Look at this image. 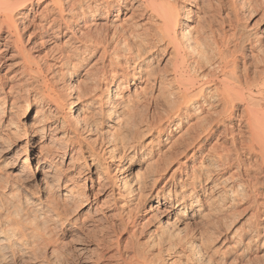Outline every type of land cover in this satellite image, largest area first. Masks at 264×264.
<instances>
[{
    "label": "rangeland",
    "instance_id": "1",
    "mask_svg": "<svg viewBox=\"0 0 264 264\" xmlns=\"http://www.w3.org/2000/svg\"><path fill=\"white\" fill-rule=\"evenodd\" d=\"M46 2L47 0H39L33 1L32 4L25 3L26 6L23 5L19 12L20 14L25 12L26 17L37 22L47 18L51 13L49 6L45 5ZM129 9L132 11L130 7ZM255 12L248 15L249 19L246 15L243 16L242 21L251 25L261 11L258 10L256 14ZM140 20L135 19L136 22H133L137 25L132 23L130 25L132 28L141 27V31L144 32L142 28L147 22L145 19L143 21L145 23ZM258 27L252 30L262 34L264 22ZM27 28L30 32L31 29L33 30V25L29 23ZM140 29L139 32H141ZM50 32L49 30L47 33L49 36L46 34L42 42H37L31 49L32 63L33 65L53 64L56 60H60L61 52L68 55L69 61L63 63L64 66L57 63L51 71L56 72L55 75L59 77L65 72L71 74L67 78L66 92L67 94L71 92L70 95L73 97L67 100L63 112L72 119L70 126H63V129L60 128L57 131L56 139L50 140L49 143H46L48 140L44 142L54 157V162L49 167H43L42 163L38 162V147L34 150V159H29L30 153L27 154L32 149L25 148L28 135L22 133V130L6 129L0 132V215L2 216L0 221L5 219V216L8 218L9 215L12 218L15 217L13 220L17 218L18 228L20 227L17 231L19 234L22 232L23 237L16 233L15 237H19L18 240L14 241L16 243L12 247L5 246L3 253L6 257L3 259L0 257V264H125L129 259L132 264H135L134 252L141 253L147 264H264V181L260 174H258L260 177L256 176L257 173L254 171L256 167H252L256 165L253 156L247 155L249 160H246L244 152L240 150L242 153L238 154L236 151L239 147L237 150L235 148L246 133H243L244 131L236 133L237 144L233 146L229 134L223 132L224 124L219 123L208 137L204 139L201 135L203 145L199 150L197 149L198 144L193 139L194 130L191 129V123H195L194 117L198 115H195L193 111H184L180 121L173 119L171 111L169 112L159 95L156 79L164 68L166 58L157 49L160 46L156 41H154L156 44L153 42L151 45L152 47L153 44L156 45L154 49L151 47L152 49L147 51L145 48L141 52L142 58L136 60L126 58L125 60V55H122L121 58L120 56L113 58L115 61L117 59V62L113 63L108 61L107 56V58L100 57V50L90 55L76 52L78 57L75 49L72 51L74 42L67 41L62 44L67 35L55 38L50 35ZM5 35L4 32L2 38ZM0 41L3 43L2 39ZM131 41L136 43L138 40L131 39ZM132 60L137 61L135 65ZM6 62L0 68V86L3 84L9 86L22 78L19 73L22 66L19 56L15 54L8 57ZM125 70L127 72L133 70L134 73L133 76L128 77L129 81L122 90L120 99L123 101L118 99L121 101L120 108L129 107L128 111L133 109L137 122L136 129H138L136 135L126 137L128 145L135 147H128L122 153L121 149L111 150L112 145L106 138L104 128L109 122L108 116L100 115L97 105L90 109L93 111L90 117L81 110L78 102V105L73 108L75 102L73 92L78 84L90 82L93 79L96 80L100 90H107L110 79L121 76L122 72L126 74ZM2 92L5 90H0V96ZM118 99L117 102H119ZM34 109L35 106L29 111H17L12 116L14 120L27 124L28 117L33 114ZM205 112L210 115L207 111H203L202 114L205 115ZM213 112L215 111L211 113L212 120L215 118ZM202 114L199 116L202 117ZM77 118L79 123L75 124L74 120ZM85 118L87 121H84ZM158 124H162L163 129L159 130ZM225 124L230 129L237 127L234 119L227 120ZM167 132L170 134L167 135ZM69 137L75 141L66 142ZM78 146L81 150L77 149ZM59 148L62 153L59 152ZM193 152L195 156L192 155ZM221 154H227L226 158H228H224L226 161L218 159V155ZM249 156H252L251 159ZM244 163L247 165L243 167ZM35 164L41 165L43 172H36V177L30 179L28 177L31 174L30 169ZM248 164L253 170L247 167ZM192 165H194L191 167L192 176L196 180L190 188L196 190L197 200L199 203L202 202L203 211L190 216L194 207L176 208V201L181 195V184L187 176L191 175L192 170L186 171V167L189 168ZM245 168L250 169L248 171L250 175L254 172L251 175L252 178L256 173L255 177L261 185L255 186L259 187L258 189L253 187L252 181L246 177ZM79 169L80 174L77 172ZM97 173L102 179L99 180V185L96 181L92 185L88 176L91 175L93 180H97L94 175ZM194 173L197 174L198 180ZM67 176L72 178L70 182L67 181ZM123 184L130 192L121 198L118 192L121 191ZM70 185H75L74 192L81 191L84 195L82 202L67 203V206L64 194ZM252 187L254 191H250ZM251 195L253 198L250 197ZM252 201L256 202L253 204ZM49 202L53 205L48 204L51 209L46 210L44 205ZM54 205L67 206V209L65 207L62 210L66 212H62L59 214L61 216L57 217L54 215L57 211L54 210L57 209L56 206L53 209ZM41 206L45 209H42L43 212L39 210ZM184 210L187 211V217H182ZM45 213L50 214L47 215L48 218L45 217ZM19 216L24 219L21 218L20 221ZM256 221L258 223H255ZM36 222L38 224H35ZM251 222H254L253 225ZM259 224H261V230ZM36 225L37 228H35ZM31 227H34L35 232ZM251 229H254L255 234ZM161 231H178V235L173 232L176 236L174 238H182L184 244L179 245L176 242L177 244L174 243L175 245L172 246L171 241H161ZM247 234L251 235L248 243L245 242L247 239L244 237Z\"/></svg>",
    "mask_w": 264,
    "mask_h": 264
},
{
    "label": "bare ground",
    "instance_id": "2",
    "mask_svg": "<svg viewBox=\"0 0 264 264\" xmlns=\"http://www.w3.org/2000/svg\"><path fill=\"white\" fill-rule=\"evenodd\" d=\"M33 1L36 2L39 0H0V40H3V43L0 41V68L7 63L8 57L10 58L15 54L19 56L20 63L22 64L19 72L22 78L9 86H5L4 84L0 86V90H5L0 96V132L6 129H13L14 131L22 130V133L26 136L28 135L25 148L27 149L28 147V149H32V151L27 154L29 155L30 153V160L34 159V150L38 147V162L42 163L43 167L51 166L54 162V157L50 153L51 151L47 149L48 146L46 143H49L52 139H56L55 134L57 131L63 126H70L72 119L71 115L70 119L68 117L69 115L67 116V113L65 115V112H63L65 111V103H67L70 97H73L70 95L71 92L68 94L66 92L67 78H69L71 74L65 72L64 75L59 77L55 75L56 72L51 71L57 63L60 66H64L63 63L69 61L67 60L68 55L61 52L60 60H56L53 64H35V62V65H33L32 63L31 49L35 47L34 45L41 41L50 30V35L55 38L67 35L66 40L62 42V44L67 41L74 42L75 45L72 51L75 49V53L90 55L100 50V57L103 58L107 56L108 61H113V63L115 61L113 58H118L119 56V58H121L123 57L122 55H125V60L126 58L128 60L129 58H135V60L142 58L141 52L145 50V48H147L146 50L148 51L156 46L154 44L153 47L151 46L154 41L159 43L160 47L157 49H159L161 55L166 58V62L156 80H158L159 95L169 112L171 111V117L179 120L184 111H193L195 115H198L194 117L195 123H191V129L194 130L193 139L197 141L198 150L203 145L201 143V135H203L205 139L213 132V129L216 128L219 123L222 125L224 124L223 132L224 134H229L228 136H230L233 146L237 144L236 133L238 134V132L244 131L243 133H246V135L245 137L243 136V139H238L240 142L238 141V146L235 148L237 150L239 147V149L236 152L238 154H240L239 152L241 151L244 152L246 160H249L247 159V155L253 156L256 162V165L254 164L255 166H252L254 168L256 167L254 171L257 175L256 173L255 175L259 176L258 174H260L264 181V31L262 34H257L255 32L256 30H252V28L254 29L264 22V0H47L45 5L49 6V11H51V13L47 18L40 19L37 22L34 19L26 17L25 12H21V14L19 12L25 3L32 4ZM258 10L261 11L260 15L258 14L259 17H256L251 25L242 21L244 18L243 16L246 15V17H248L249 14L255 11L257 12ZM18 15H20V17ZM23 15L24 17H22ZM129 18L132 19L131 22H128V20H130ZM135 19H141L142 22L145 19L147 23L146 26L143 24V26L146 27L142 28V30H145L144 32L141 31V27H131V23L132 25L136 24L133 22ZM29 23L33 25V30L31 29L32 31L30 30V32L28 30L29 28H27ZM125 24L127 25L125 26ZM139 29L141 32H139ZM4 32L6 35L2 38ZM47 36H49V34H47ZM131 39L138 41L134 43ZM77 53L76 55L78 56ZM64 59L66 61H64ZM116 62L117 59L115 63ZM136 62L133 61V65H135ZM133 73V70H128L126 74L122 72L121 74L119 73L121 76L112 77L108 82L107 90L101 89V91L98 88L96 80L93 79L94 81H86L77 86L74 85L76 90L73 92V94H75L73 108L79 104L81 110L85 111L86 115L90 117V115H93V111L90 109L92 107L95 108L97 105L100 115L108 116L109 122L105 124L106 128H104V132L107 134L106 138L108 139V143L112 145L110 146L111 150L121 149L122 153L123 150L128 147H135L128 145L126 137L129 135H136L138 129H136L137 122L135 121L136 118L135 113L132 111L133 109L128 111L127 109L129 107H127V109L120 108V102L123 101L120 99L122 97V90L129 81L128 77L130 75L133 76ZM117 99L119 102H117ZM33 106H35V109L33 110V114L28 117L29 121L27 124L22 121V123H20L19 120H14L12 114L17 111H29ZM203 111H207L210 115L212 111H215L213 114L216 116L214 115L215 118L212 120V115L210 116L206 114V112L204 115L202 114ZM201 114L202 117L199 116ZM231 119L237 122V127L234 129L228 128L225 124L227 120L231 121ZM84 121H87V119L85 118ZM74 122L75 124L77 122L79 123L78 118L74 120ZM162 126V124H158L157 128L160 130ZM168 134H170V132H167V135ZM135 138H137V136ZM72 139L73 138L69 137L66 142L69 140L75 141ZM45 141L47 142L44 144ZM77 149L81 150V147L78 146ZM59 152H61L60 148ZM194 152L192 155L195 154ZM226 156L227 154L218 155V159L220 161H226L228 158H226ZM251 157L249 156L250 159ZM237 159L239 161V157ZM246 163L242 166H246ZM193 166L194 165L189 166V168L186 167V171H191V167ZM247 167L250 168L251 166L249 167L248 164ZM246 168L244 169L245 174H247L246 177L252 181L251 184L253 187L257 186L259 181L255 175L253 178L251 176L254 172L250 175V172H248L250 169ZM30 170L31 174L28 177L31 179L36 177V172L42 171V167L41 165L37 166V164H35ZM77 172L80 174L81 170L79 169ZM192 172L193 170L190 176L186 177L185 175L186 178L184 177L185 180L180 188L181 195L176 201V208L194 207L193 213L189 214L190 216L197 215L199 212L203 211L202 202L199 203V200H197L196 190L190 188L193 187L195 184L194 180H196L192 176ZM27 174H29V172ZM94 175L97 180H93L90 175L88 176L89 181L92 182V185L95 181L96 183L98 182L99 185V180L102 178H100L99 173ZM196 175L197 174H195V178L198 177H196ZM66 178L69 182L72 180L69 176ZM248 178L246 179L248 180ZM182 180L180 182H182ZM245 182L248 181L245 180ZM262 183L263 182H261V184ZM247 184H249V182ZM259 185L260 183L258 186ZM74 186L75 185H70L69 188L66 187L67 191L64 194L66 198V200H64L65 205L71 202L72 204H78L83 200V192H74ZM253 187L250 191H254ZM129 192L130 190L125 188L123 184L118 195L124 198L123 196H126ZM250 197L253 198L252 195ZM252 202L254 204L256 201ZM123 203L121 205H123ZM48 204L51 206L53 205V203L50 202L45 204L46 210L50 208ZM55 206L57 207V205H54L53 209ZM67 206H59L57 209H54L58 211H55L56 213L54 215L58 217L62 212H66V210H62L65 209V207L67 209ZM42 209H44L43 206L39 207V210ZM186 212V210L183 211L182 217H187ZM257 214L259 215V213ZM47 215L50 214H46L45 217H47ZM9 216H7L8 218L5 216V219L0 221V257L2 259L6 257V254L3 253L5 246L8 248L9 246H14L16 243L14 241L19 238L15 237L17 236L16 233H18L17 230H20V227L18 228L19 221H16L17 218L13 220L15 217L12 218L10 216L11 219ZM21 218L22 217H20V221ZM35 218L40 220L37 217ZM35 218L34 220H36ZM206 223L205 221V224ZM253 223L251 222L252 225ZM255 223L258 222L256 221ZM35 224L38 223L36 222ZM125 224L127 225V223ZM16 225L17 227H15ZM260 225L261 224H259V229ZM22 226L25 228L24 225ZM163 227L164 226H162V228ZM35 228H37V225ZM32 229V231L35 232L34 227ZM253 230L252 232L254 233ZM23 231L25 230L23 229ZM169 231H161V241H171L172 246L176 242L179 243V245L184 244L182 238H180L181 240L179 238H174L176 237L175 234L179 233L178 231H173L175 234ZM250 232L248 233L250 234ZM21 233L22 232H20V234ZM20 234L18 233V236L22 237V234ZM244 237L247 240L249 238L251 239V235L249 236L248 234ZM40 238L42 237L40 236ZM247 240L244 241L248 243L249 240ZM134 257L136 260L135 264H147L141 253L134 252ZM123 261H126V259H123ZM125 264H132L131 260H127Z\"/></svg>",
    "mask_w": 264,
    "mask_h": 264
}]
</instances>
